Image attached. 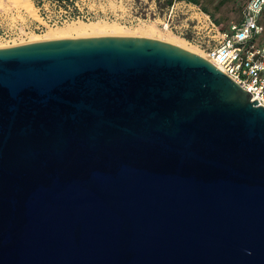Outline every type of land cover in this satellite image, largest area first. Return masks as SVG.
Segmentation results:
<instances>
[{
  "label": "water",
  "instance_id": "95a60500",
  "mask_svg": "<svg viewBox=\"0 0 264 264\" xmlns=\"http://www.w3.org/2000/svg\"><path fill=\"white\" fill-rule=\"evenodd\" d=\"M137 35L0 47V264H264V107Z\"/></svg>",
  "mask_w": 264,
  "mask_h": 264
},
{
  "label": "rangeland",
  "instance_id": "374dc122",
  "mask_svg": "<svg viewBox=\"0 0 264 264\" xmlns=\"http://www.w3.org/2000/svg\"><path fill=\"white\" fill-rule=\"evenodd\" d=\"M18 1L19 5L15 6L11 0H0V33H8L7 37L0 38V47L56 38L137 35L175 45L179 43L178 46L206 58L207 50L219 38L210 23L213 22L212 18L209 16L208 19L200 7L184 0H172L171 3L168 0H68L63 3L54 2V6L51 0ZM203 2L215 13L224 28L241 17L245 4V0ZM64 16H70V19L56 22ZM47 20L51 21L48 23ZM74 20L114 24L115 28L80 35L50 34L49 29ZM39 22L45 25L41 29H32Z\"/></svg>",
  "mask_w": 264,
  "mask_h": 264
},
{
  "label": "built area",
  "instance_id": "2783aa9c",
  "mask_svg": "<svg viewBox=\"0 0 264 264\" xmlns=\"http://www.w3.org/2000/svg\"><path fill=\"white\" fill-rule=\"evenodd\" d=\"M51 1L53 6L54 2H65ZM263 10L264 0H247L241 17L237 21H231L226 29L221 30L214 21L210 22L219 38L215 45L207 50L206 59L247 90L251 101L256 100L257 105L264 107V23L261 22ZM206 17L209 19L208 14ZM68 19L70 16H64L56 22H66ZM50 21L47 20L48 23ZM43 25L45 24L39 22L32 29H39ZM7 36V32L0 33V38Z\"/></svg>",
  "mask_w": 264,
  "mask_h": 264
},
{
  "label": "bare ground",
  "instance_id": "6f19581e",
  "mask_svg": "<svg viewBox=\"0 0 264 264\" xmlns=\"http://www.w3.org/2000/svg\"><path fill=\"white\" fill-rule=\"evenodd\" d=\"M11 1H13L15 6L19 5L18 0H11ZM107 28L112 29V28H115V26L114 24H108V23L85 22L82 20H74L61 27L49 29V32L50 34H53L56 36H68V35H80V34H85V33H93V32H96L97 30L107 29ZM179 42L181 43L182 40H179Z\"/></svg>",
  "mask_w": 264,
  "mask_h": 264
},
{
  "label": "trees",
  "instance_id": "16d2710c",
  "mask_svg": "<svg viewBox=\"0 0 264 264\" xmlns=\"http://www.w3.org/2000/svg\"><path fill=\"white\" fill-rule=\"evenodd\" d=\"M57 1L62 2V1H68V0H57ZM184 1L193 3V4L197 5L198 7H200L203 12H205L206 14H208L212 18V20L218 25V27L221 30H224L227 28V27L224 28V26L221 25L220 20L215 17V13L213 11H211L209 9V7L203 2L204 0H184ZM246 1L247 0H245V2ZM171 2H172V0H168V3H171ZM215 11H216V9H215ZM261 22L264 23V10L262 13Z\"/></svg>",
  "mask_w": 264,
  "mask_h": 264
}]
</instances>
